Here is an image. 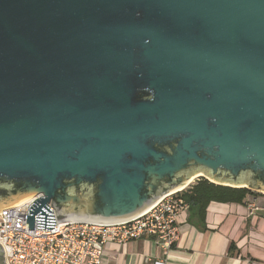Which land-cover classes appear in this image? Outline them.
<instances>
[{"label":"water","instance_id":"95a60500","mask_svg":"<svg viewBox=\"0 0 264 264\" xmlns=\"http://www.w3.org/2000/svg\"><path fill=\"white\" fill-rule=\"evenodd\" d=\"M197 173L264 193V0H0V211L119 222Z\"/></svg>","mask_w":264,"mask_h":264},{"label":"built area","instance_id":"2783aa9c","mask_svg":"<svg viewBox=\"0 0 264 264\" xmlns=\"http://www.w3.org/2000/svg\"><path fill=\"white\" fill-rule=\"evenodd\" d=\"M179 192L165 193L140 214L112 223H58L55 211L48 203L55 221L50 230L37 228L35 216L33 229H28L27 206L42 196L33 195L0 211L3 264H100L103 245L107 241L124 242L141 236L153 237L156 243L169 248L178 239L179 214L188 208ZM152 264L165 263L154 261Z\"/></svg>","mask_w":264,"mask_h":264},{"label":"crops","instance_id":"0c3cea01","mask_svg":"<svg viewBox=\"0 0 264 264\" xmlns=\"http://www.w3.org/2000/svg\"><path fill=\"white\" fill-rule=\"evenodd\" d=\"M178 219V239L169 248L150 236L107 241L100 264H264V193L242 203L211 201L203 217L188 203Z\"/></svg>","mask_w":264,"mask_h":264},{"label":"trees","instance_id":"16d2710c","mask_svg":"<svg viewBox=\"0 0 264 264\" xmlns=\"http://www.w3.org/2000/svg\"><path fill=\"white\" fill-rule=\"evenodd\" d=\"M179 193L185 202L198 208L201 217H203L206 205L211 201L242 203L248 195L254 194L246 187L216 184L203 177Z\"/></svg>","mask_w":264,"mask_h":264},{"label":"bare ground","instance_id":"6f19581e","mask_svg":"<svg viewBox=\"0 0 264 264\" xmlns=\"http://www.w3.org/2000/svg\"><path fill=\"white\" fill-rule=\"evenodd\" d=\"M199 175H205V174H204V173H197L196 175L190 177L189 180L187 181V183H186L183 187H186L187 184L192 183V182H193V179H194L195 177L199 176ZM179 189H181V188H179ZM32 196H33V195H32Z\"/></svg>","mask_w":264,"mask_h":264},{"label":"rangeland","instance_id":"374dc122","mask_svg":"<svg viewBox=\"0 0 264 264\" xmlns=\"http://www.w3.org/2000/svg\"><path fill=\"white\" fill-rule=\"evenodd\" d=\"M204 176H205V177H204ZM204 176H200V175H199V176L195 177V178L193 179V182H192L191 184H189V186L192 185V184H193L197 179H199L200 177H203V178H206V177H207V178H206L207 180L212 181L211 178H209L207 175H204ZM215 182H217V181H215ZM216 184H217V183H216ZM185 188H187V187H185Z\"/></svg>","mask_w":264,"mask_h":264}]
</instances>
